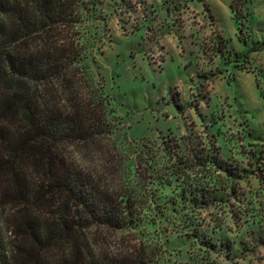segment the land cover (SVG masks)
Returning a JSON list of instances; mask_svg holds the SVG:
<instances>
[{"label": "trees", "instance_id": "1", "mask_svg": "<svg viewBox=\"0 0 264 264\" xmlns=\"http://www.w3.org/2000/svg\"><path fill=\"white\" fill-rule=\"evenodd\" d=\"M91 13L87 0H0V264H149L136 251H96L90 233L133 228L156 197L155 182L186 183L197 219L207 213L222 230L225 219L211 210L217 185L234 180L235 226L247 216L264 220L251 200L264 199L263 151L241 153L251 171L239 170L191 131L136 153L133 169L126 164L121 118L103 79L84 65ZM95 155L104 160L100 169L88 159ZM245 174L260 186L251 199L238 190Z\"/></svg>", "mask_w": 264, "mask_h": 264}, {"label": "rangeland", "instance_id": "2", "mask_svg": "<svg viewBox=\"0 0 264 264\" xmlns=\"http://www.w3.org/2000/svg\"><path fill=\"white\" fill-rule=\"evenodd\" d=\"M87 1L84 65L103 79L121 118L126 164L133 169L136 153L194 131L214 142L222 159L251 171L241 153H264V0H236L238 15L234 0ZM88 159L95 169L104 163L97 155ZM243 176L240 197L261 193L255 177ZM228 180L217 185L219 202L211 210L225 219L222 230L207 213L197 219L186 183L155 182L156 197L140 222L123 231L93 227L94 249L136 251L149 264H264L263 216L235 226L232 214L241 205L231 199L235 181ZM251 200L264 215V199Z\"/></svg>", "mask_w": 264, "mask_h": 264}]
</instances>
